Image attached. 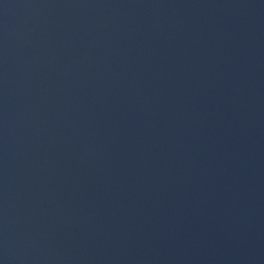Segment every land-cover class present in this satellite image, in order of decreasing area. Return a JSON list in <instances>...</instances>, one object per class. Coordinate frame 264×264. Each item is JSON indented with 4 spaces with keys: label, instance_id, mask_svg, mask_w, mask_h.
<instances>
[{
    "label": "water",
    "instance_id": "obj_1",
    "mask_svg": "<svg viewBox=\"0 0 264 264\" xmlns=\"http://www.w3.org/2000/svg\"><path fill=\"white\" fill-rule=\"evenodd\" d=\"M0 264H264V0H0Z\"/></svg>",
    "mask_w": 264,
    "mask_h": 264
}]
</instances>
